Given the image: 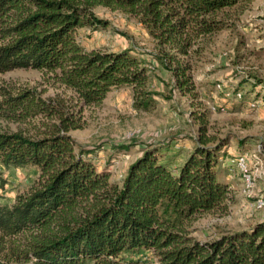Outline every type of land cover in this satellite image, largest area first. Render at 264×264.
I'll return each mask as SVG.
<instances>
[{
  "label": "trees",
  "instance_id": "obj_1",
  "mask_svg": "<svg viewBox=\"0 0 264 264\" xmlns=\"http://www.w3.org/2000/svg\"><path fill=\"white\" fill-rule=\"evenodd\" d=\"M245 1L0 0V73L37 69L59 89L42 97L33 88L0 85V116L29 121L33 131H0V165L39 172L12 204L0 203V250L23 233L29 239L22 258L30 264H140L146 251L157 264H264V220L209 241L191 234L195 216L226 211L232 197L219 165L227 141L209 135L204 122L176 171L150 146L120 183L97 170L94 150L70 134L85 127L84 108L100 106L113 88L129 86L141 111L154 109L159 95L149 88L147 60L133 48L86 49L79 42V28L105 26L94 7L135 17L153 42L151 58L170 73L172 91L195 96L192 71L202 42L228 26L223 13ZM250 77L264 88V78ZM252 92L239 103L264 96L248 98Z\"/></svg>",
  "mask_w": 264,
  "mask_h": 264
},
{
  "label": "rangeland",
  "instance_id": "obj_2",
  "mask_svg": "<svg viewBox=\"0 0 264 264\" xmlns=\"http://www.w3.org/2000/svg\"><path fill=\"white\" fill-rule=\"evenodd\" d=\"M241 5L237 11L230 9L223 13L228 26L202 42L192 71L195 96L172 91L170 73L151 58L153 42L132 15L96 6L93 12L105 21V26L77 30V38L86 49L133 48L140 53L150 68L149 88L159 93L156 106L150 111L133 107L129 86L113 88L100 106L84 108L85 127L70 134L81 146L94 150L90 157L97 170L106 169L110 179L120 183L142 150L154 146L160 148L161 159L176 171L194 148L203 122L209 135L227 141L219 165L227 174L232 197L226 211L194 217L189 227L199 241H209L222 232L247 228L264 220V96L252 99L251 108L247 101L239 103L254 86L250 76L264 77V0H247ZM254 52L257 57H253ZM0 85L14 91L33 88L42 97L59 91L47 83L44 72L31 68L0 73ZM30 127L29 121L18 123L0 116L2 132L23 130L31 134ZM239 158H245L249 164L253 183L249 186L238 169ZM38 174L32 166L0 165V203L12 204L34 184ZM15 238L0 250V260L30 264L22 258L28 235L22 233ZM138 258L140 264H157V259L147 251Z\"/></svg>",
  "mask_w": 264,
  "mask_h": 264
},
{
  "label": "bare ground",
  "instance_id": "obj_3",
  "mask_svg": "<svg viewBox=\"0 0 264 264\" xmlns=\"http://www.w3.org/2000/svg\"><path fill=\"white\" fill-rule=\"evenodd\" d=\"M237 165H238L239 171L244 176V180L247 183V186H249L250 184H253L251 176L249 175V164L247 160L245 158H239V160L237 161ZM261 204H263V202Z\"/></svg>",
  "mask_w": 264,
  "mask_h": 264
},
{
  "label": "crops",
  "instance_id": "obj_4",
  "mask_svg": "<svg viewBox=\"0 0 264 264\" xmlns=\"http://www.w3.org/2000/svg\"><path fill=\"white\" fill-rule=\"evenodd\" d=\"M256 50H257V49H256ZM256 50H255V51H256ZM252 55H253V57H257L256 52H254ZM254 61H257V59L255 58ZM254 61H253V62H254ZM251 63H252V62H251ZM254 67H255V66H254ZM263 78H264V77H263ZM250 79H252L251 81L254 80L253 77H250ZM248 81H250V80H248ZM245 83H248V82L246 81ZM253 84H254V81H253ZM250 91H254V92L248 94V98H252L251 96H254L255 93H257V92L264 93V88H262V85H254V86H252V88H251L250 90H248L247 92H250ZM235 161H236V160H235ZM229 164H231V163H229ZM233 166L235 167V165H233Z\"/></svg>",
  "mask_w": 264,
  "mask_h": 264
}]
</instances>
